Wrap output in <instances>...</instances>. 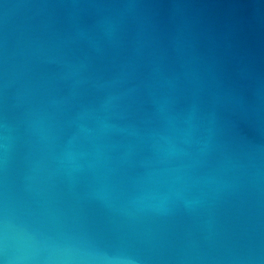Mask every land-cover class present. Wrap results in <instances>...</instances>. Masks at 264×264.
Instances as JSON below:
<instances>
[{
  "label": "water",
  "instance_id": "water-1",
  "mask_svg": "<svg viewBox=\"0 0 264 264\" xmlns=\"http://www.w3.org/2000/svg\"><path fill=\"white\" fill-rule=\"evenodd\" d=\"M0 264H264V0H0Z\"/></svg>",
  "mask_w": 264,
  "mask_h": 264
}]
</instances>
